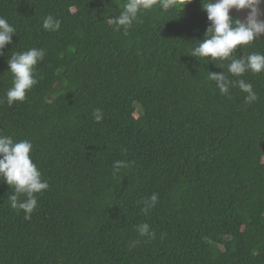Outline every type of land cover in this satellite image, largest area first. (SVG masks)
Returning <instances> with one entry per match:
<instances>
[{"label":"trees","instance_id":"obj_1","mask_svg":"<svg viewBox=\"0 0 264 264\" xmlns=\"http://www.w3.org/2000/svg\"><path fill=\"white\" fill-rule=\"evenodd\" d=\"M126 2L0 0L16 29L0 55V135L32 143L49 185L26 220L0 181V264H264V72L240 77L256 101L221 94L208 76L237 80L228 61L190 55L210 23L201 0L143 11L124 34L111 20ZM32 47L45 49L38 82L9 106L7 60ZM254 52L259 38L233 55ZM117 160L130 167L113 175Z\"/></svg>","mask_w":264,"mask_h":264},{"label":"clouds","instance_id":"obj_2","mask_svg":"<svg viewBox=\"0 0 264 264\" xmlns=\"http://www.w3.org/2000/svg\"><path fill=\"white\" fill-rule=\"evenodd\" d=\"M192 0H127L123 4V10L119 16L112 18L115 25L114 31L124 30L127 34L133 23L138 20L143 11L152 10L159 5L162 9L182 7V10ZM262 0H201V7L207 13L210 22L205 32L204 39L196 42L197 46L191 50V56L198 61L209 60L228 61L227 69L231 76L237 77L231 81L222 73L210 72L208 79L216 83L221 94L227 95L230 86L237 87L247 93L246 103H252L258 99L253 91V85L240 78L245 73L260 74L264 72V54L251 53L246 57L236 58L233 53L238 47L248 46L264 33V20L259 19L261 12L259 5ZM250 10L245 21L230 16V10ZM42 27L45 31L56 32L61 23L52 15L43 19ZM16 29L9 24L6 18L0 17V55L6 45L12 43V37ZM260 39V38H259ZM45 58V49L32 47L25 51L14 52L7 60L8 72L12 75V86L6 91L5 99L9 106L16 102H23L26 94L38 82L35 78L36 65ZM223 69V63L216 64ZM96 122H101L103 113L100 109L93 111ZM33 145L28 140L16 141L12 136L0 135V181L9 185L14 190L9 196L10 207L24 212L26 220L31 219V214L37 207V194L47 190L49 185L43 179L42 173L31 158ZM123 151H126L124 149ZM130 167L129 162L117 160L113 164V175H118L122 169ZM23 197V199H22ZM158 194L153 193L145 199L142 211L147 213L158 203ZM136 231L140 237L155 238V232L150 231L147 223L136 225ZM139 241H133L135 246Z\"/></svg>","mask_w":264,"mask_h":264},{"label":"water","instance_id":"obj_3","mask_svg":"<svg viewBox=\"0 0 264 264\" xmlns=\"http://www.w3.org/2000/svg\"><path fill=\"white\" fill-rule=\"evenodd\" d=\"M213 3L217 2V0H212ZM259 9L261 12V15L259 17V19L264 20V0H262L261 4L259 5ZM250 10L248 9H244V10H240L237 11L236 9H232L230 10V15L236 19H239L241 22L245 21L248 13ZM263 42H264V33L260 34L259 37Z\"/></svg>","mask_w":264,"mask_h":264},{"label":"rangeland","instance_id":"obj_4","mask_svg":"<svg viewBox=\"0 0 264 264\" xmlns=\"http://www.w3.org/2000/svg\"><path fill=\"white\" fill-rule=\"evenodd\" d=\"M138 108V107H137Z\"/></svg>","mask_w":264,"mask_h":264}]
</instances>
